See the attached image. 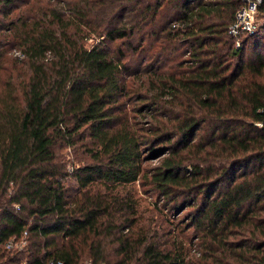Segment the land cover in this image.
Returning a JSON list of instances; mask_svg holds the SVG:
<instances>
[{"label": "trees", "instance_id": "1", "mask_svg": "<svg viewBox=\"0 0 264 264\" xmlns=\"http://www.w3.org/2000/svg\"><path fill=\"white\" fill-rule=\"evenodd\" d=\"M53 2L0 0V70L22 54L0 88V264H264V21L235 46L242 0ZM139 177L185 222L115 230L110 256L103 217L134 203L91 187Z\"/></svg>", "mask_w": 264, "mask_h": 264}, {"label": "rangeland", "instance_id": "2", "mask_svg": "<svg viewBox=\"0 0 264 264\" xmlns=\"http://www.w3.org/2000/svg\"><path fill=\"white\" fill-rule=\"evenodd\" d=\"M37 1V2H36ZM30 4L28 6L22 5L17 9H14L12 12V16L17 15L18 13H22L25 8L29 7V10L32 11L36 6L43 5L46 2L56 6L58 5L53 2V0H30ZM0 19L2 21L6 19H2V15H0ZM263 19L258 18V25L263 22ZM6 22V21H5ZM5 41V40H4ZM15 42V41H14ZM10 41L9 47L4 54L3 66L6 68L5 70H0V88L4 86V82L6 77H13L14 74L19 70V68L13 63L15 59H19L22 57L21 51L16 47L15 43ZM0 44H5L2 40ZM19 56V57H18ZM135 101H131L127 108L131 109L135 105ZM131 114H134V117L137 118L136 113L130 110ZM131 116V115H130ZM85 148L82 146H77L75 149L71 148H62L59 153L62 154L64 160L66 161L67 169L71 170L73 166L80 165L85 161H88V153ZM158 158H150L145 160L142 163V168H149L158 162ZM91 191L94 192V195H104L108 198H112L114 194L121 198L122 200L128 199L134 203V213L131 210L125 211L123 217H115L113 220L107 219L106 216L103 217L104 225L103 230L99 235L94 237L93 245L100 243L103 248L109 250L110 256L113 253V248L116 246V236L114 235V231L117 230L120 234L123 232L125 234H130L133 236L132 238L137 237V234H142L146 232L147 229L150 231L157 230L160 234V238H169V231L176 226V224L185 222V212L186 209H171L169 207H165V201L161 199L155 189L152 188L151 185L146 183L142 177H139L137 180L117 185L115 189L110 190L108 187H105L101 183L93 184L91 187ZM102 192L100 194L99 192ZM130 213V214H128ZM129 215V216H128ZM121 220H124L120 227H115ZM127 220V221H126ZM125 229L122 230L121 227ZM190 232V230L186 231V233ZM105 235H101V234ZM140 238V237H139ZM91 258L83 254L80 263L91 261ZM107 264V263H106Z\"/></svg>", "mask_w": 264, "mask_h": 264}, {"label": "built area", "instance_id": "3", "mask_svg": "<svg viewBox=\"0 0 264 264\" xmlns=\"http://www.w3.org/2000/svg\"><path fill=\"white\" fill-rule=\"evenodd\" d=\"M258 18L264 21V0H242V4L235 12L234 19L228 27V33L233 37L235 46H239L243 35L254 32L258 27ZM26 231L18 239L10 238L5 247L21 248L25 244ZM25 264V262L21 263ZM50 264H63L62 261L51 262ZM81 264H95L86 261ZM104 264V263H97Z\"/></svg>", "mask_w": 264, "mask_h": 264}]
</instances>
